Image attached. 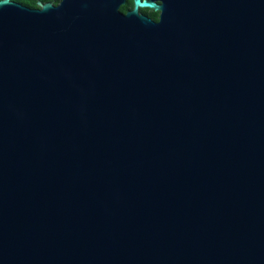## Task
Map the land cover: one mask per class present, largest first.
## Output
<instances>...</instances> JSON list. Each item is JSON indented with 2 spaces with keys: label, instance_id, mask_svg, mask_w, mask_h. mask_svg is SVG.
I'll use <instances>...</instances> for the list:
<instances>
[{
  "label": "water",
  "instance_id": "obj_1",
  "mask_svg": "<svg viewBox=\"0 0 264 264\" xmlns=\"http://www.w3.org/2000/svg\"><path fill=\"white\" fill-rule=\"evenodd\" d=\"M127 1L0 0V264H264V0Z\"/></svg>",
  "mask_w": 264,
  "mask_h": 264
},
{
  "label": "trees",
  "instance_id": "obj_2",
  "mask_svg": "<svg viewBox=\"0 0 264 264\" xmlns=\"http://www.w3.org/2000/svg\"><path fill=\"white\" fill-rule=\"evenodd\" d=\"M17 3H20L24 6H27L29 8H38V2L41 1L43 3H47V2H51L54 1L56 4L60 1V0H11ZM134 7V2L133 0H128L126 5L121 7V12L122 13H127L128 11L132 10ZM142 12L146 15H150L154 20L158 19V13H154L152 12L151 14L149 13L148 9L142 10Z\"/></svg>",
  "mask_w": 264,
  "mask_h": 264
},
{
  "label": "flooded vegetation",
  "instance_id": "obj_3",
  "mask_svg": "<svg viewBox=\"0 0 264 264\" xmlns=\"http://www.w3.org/2000/svg\"><path fill=\"white\" fill-rule=\"evenodd\" d=\"M51 2H53L54 3V5H59L61 2H62V0H60L57 4L54 2V1H51ZM48 3V2H47ZM149 10V13L151 14L152 12H154V13H158V12H155L154 10H151V9H148ZM148 17H150L151 19H153L150 15H147ZM159 18H160V13H158V19L157 20H154V21H156V22H158L159 21Z\"/></svg>",
  "mask_w": 264,
  "mask_h": 264
}]
</instances>
